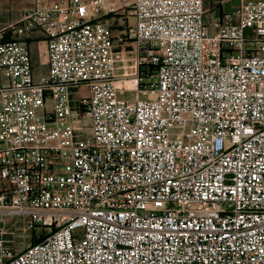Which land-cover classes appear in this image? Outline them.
<instances>
[{
  "label": "built area",
  "instance_id": "2783aa9c",
  "mask_svg": "<svg viewBox=\"0 0 264 264\" xmlns=\"http://www.w3.org/2000/svg\"><path fill=\"white\" fill-rule=\"evenodd\" d=\"M30 2L0 21V264H264V0Z\"/></svg>",
  "mask_w": 264,
  "mask_h": 264
},
{
  "label": "rangeland",
  "instance_id": "374dc122",
  "mask_svg": "<svg viewBox=\"0 0 264 264\" xmlns=\"http://www.w3.org/2000/svg\"><path fill=\"white\" fill-rule=\"evenodd\" d=\"M241 0H204V10H205V19H209L210 17L218 18L220 17L221 12L225 13H233L236 6L240 4ZM30 0H4L0 1V20H4L2 10L6 11V17L11 19L14 15L23 11L26 8L30 7ZM129 22H132V19L129 17ZM207 23V21H206ZM118 22L114 20V24L112 26L114 38H115V55L118 57L113 58L114 64V73L118 74L121 67L125 66L124 63L127 64V68L132 66V63L135 59V45L132 40H126L128 45L126 47H122L121 42L122 36L118 34L120 28H118ZM125 42V43H126ZM124 43V44H125ZM33 64V73L35 80H37L40 75L45 74L46 72V59H45V49L43 44L36 43L33 44L30 48ZM125 54V56L119 57L120 55ZM133 71V68H130ZM127 96V94H126ZM143 98V97H142ZM19 238L16 240V248L18 250H22L26 248L31 243L36 241V238L31 233H24L21 230L18 232Z\"/></svg>",
  "mask_w": 264,
  "mask_h": 264
},
{
  "label": "crops",
  "instance_id": "0c3cea01",
  "mask_svg": "<svg viewBox=\"0 0 264 264\" xmlns=\"http://www.w3.org/2000/svg\"><path fill=\"white\" fill-rule=\"evenodd\" d=\"M2 1H4V0H2ZM2 12H3V17H4V20H0L1 22H6V21H8V18H5L6 17V11L5 10H2ZM38 43H41V44H43L42 42H38ZM36 44V43H35ZM33 45V44H32ZM31 44L29 45L30 46V48H31V46H32ZM44 46V45H43ZM45 49V48H44ZM31 51V50H30ZM34 56V55H33ZM33 56L31 55V59L33 58ZM130 71H132V70H130Z\"/></svg>",
  "mask_w": 264,
  "mask_h": 264
},
{
  "label": "bare ground",
  "instance_id": "6f19581e",
  "mask_svg": "<svg viewBox=\"0 0 264 264\" xmlns=\"http://www.w3.org/2000/svg\"><path fill=\"white\" fill-rule=\"evenodd\" d=\"M128 72H129V73H132L133 71H130V70H129ZM131 85H134V81L131 83Z\"/></svg>",
  "mask_w": 264,
  "mask_h": 264
}]
</instances>
